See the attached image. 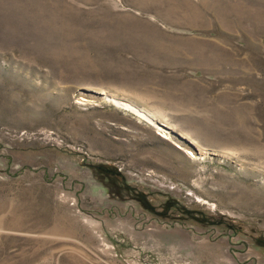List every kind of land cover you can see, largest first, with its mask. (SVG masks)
Here are the masks:
<instances>
[{
    "label": "rangeland",
    "instance_id": "rangeland-1",
    "mask_svg": "<svg viewBox=\"0 0 264 264\" xmlns=\"http://www.w3.org/2000/svg\"><path fill=\"white\" fill-rule=\"evenodd\" d=\"M0 264H264V0H0Z\"/></svg>",
    "mask_w": 264,
    "mask_h": 264
},
{
    "label": "water",
    "instance_id": "water-1",
    "mask_svg": "<svg viewBox=\"0 0 264 264\" xmlns=\"http://www.w3.org/2000/svg\"><path fill=\"white\" fill-rule=\"evenodd\" d=\"M98 97H100L98 95V93H95ZM153 123L155 124V126L161 130H163L166 134H168L170 137H173L174 139H176L179 142L185 143L188 147L192 148L193 150L197 151L193 145L187 141L185 138L182 137V135L175 133L174 131H172L168 126H166L164 123L158 122L155 119H152ZM141 203L148 209H152L148 203L145 200H140Z\"/></svg>",
    "mask_w": 264,
    "mask_h": 264
},
{
    "label": "bare ground",
    "instance_id": "bare-ground-1",
    "mask_svg": "<svg viewBox=\"0 0 264 264\" xmlns=\"http://www.w3.org/2000/svg\"><path fill=\"white\" fill-rule=\"evenodd\" d=\"M106 99V98H105ZM110 103L114 104V105H118L120 107H122L123 109H125L126 111L130 112V113H133L134 115L140 117V118H143V119H146L147 118L143 115H141L138 111H136L135 109H133L130 105L128 104H123V103H120V102H117L115 99L111 98L108 100Z\"/></svg>",
    "mask_w": 264,
    "mask_h": 264
},
{
    "label": "flooded vegetation",
    "instance_id": "flooded-vegetation-1",
    "mask_svg": "<svg viewBox=\"0 0 264 264\" xmlns=\"http://www.w3.org/2000/svg\"><path fill=\"white\" fill-rule=\"evenodd\" d=\"M139 200H142V199H139ZM162 214V213H161Z\"/></svg>",
    "mask_w": 264,
    "mask_h": 264
}]
</instances>
